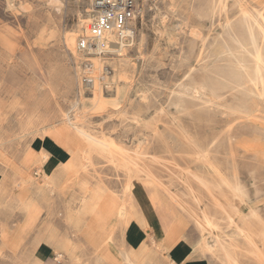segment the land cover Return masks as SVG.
I'll return each mask as SVG.
<instances>
[{
  "label": "rangeland",
  "instance_id": "1",
  "mask_svg": "<svg viewBox=\"0 0 264 264\" xmlns=\"http://www.w3.org/2000/svg\"><path fill=\"white\" fill-rule=\"evenodd\" d=\"M222 1L226 8L221 12L220 18L222 21L233 19L238 13L239 0ZM240 1L250 9H264L263 1L260 6H254L253 0ZM210 2L211 0H138L136 18L133 21L135 42L131 48L123 50L126 60L117 58L116 52L88 54L75 60L64 43L63 36L74 29L78 35L83 32L85 27L79 17L85 18L91 0H0V169L6 170L14 163H20L29 174L32 168L25 160L18 158L29 150L33 140L49 136L67 147L71 154L72 159L68 163L69 169H73L72 176L68 177L70 185L84 175L82 188L86 189L89 183H101L107 187L108 194L116 198L117 204L125 198L126 191L122 197V188L128 176L132 177L130 183L133 185L138 184L134 179L138 176V188L143 196L136 189L133 199L135 218L142 217L143 210L144 219L147 218L150 203L158 211L155 212L158 215L157 217L155 214V219L164 223L161 227H156L154 221L156 235L144 224L148 230L145 240L133 246L123 238L114 209L110 215H105L103 221L102 214L94 213L96 208L87 207V201H84L81 203L82 208L87 216L94 215V225L87 223L88 218L80 219L84 225L81 222L77 225L76 219L70 221L67 248H56L52 255L36 258V245L41 241L40 237L45 235V219L28 216L27 202L15 197L12 205L0 204V264H47V258L51 259V264H116V260L117 264H125L121 259L120 249L130 253L134 264H224L219 249L214 247L213 251L206 250L202 245L204 239L210 245L213 243L211 233H200L195 219L173 196L197 213L199 218L200 210L207 213L212 224L211 230L227 244L228 256H231L230 251L233 250L241 253L240 264H264V247L260 240L256 236L253 239L259 246L254 258H249L253 254L247 253L249 247L243 242L251 237V231L254 235L258 232L260 223H244L239 218L241 214L248 212L250 206H255L264 220V158L255 159L236 154L234 158L237 170L221 169L214 173L211 169L206 170L202 163L192 162L191 157L196 156L192 148V153L176 152L173 157L164 151V141L172 139L166 137L170 132L180 146L183 145L180 143L183 134L205 144L212 133L211 127L219 129L225 124L221 121L220 111H227L225 105L235 104L231 99L235 98L233 95L236 91L231 86L219 88V92L224 93L223 98L215 100L213 108H204L197 101H191L192 104L184 102L186 106L182 103L176 107L171 103L175 100L171 101L169 97L183 80L182 84L186 83L184 86L187 88L194 83L191 81L193 78L197 81V75L204 71V64L208 67L206 81L210 76L208 82H213L212 84L219 83L217 78L223 73L221 71L227 70L215 64L217 60L213 55L207 60L208 63H204L206 58L204 61H197L199 47L193 45L194 37L189 33L191 28H201L205 32L210 23H217V12H214L213 20L209 16L214 10H218L216 7L213 9ZM213 27L215 31L221 29L219 25ZM161 28L175 31L171 35L175 39L171 37V42L166 41ZM139 51L144 56V62L136 71ZM215 66L223 70L219 71ZM191 67L195 68L194 72L190 73L192 76H187ZM127 88L128 97L132 99L130 106L123 103ZM141 90L144 91V99L136 98ZM123 107L129 113L138 112L148 125L141 126L139 121H132L130 129L122 135V123L115 130L109 131L114 140L133 148L145 135L149 146L157 150V157L171 168H166L162 162L163 164L158 163L159 166L153 169L152 176L158 180V185L154 186L157 198L152 193L153 189L144 185V180L148 177L144 170V147L138 152V158H135L139 170L134 166L131 170L129 167L125 169L120 164L108 162L106 158L99 156L95 145L77 131V128H84L92 133L105 132L107 127L119 124L123 116L116 117L119 114L112 112ZM109 114L111 117H107ZM227 126V130L233 133L249 130L243 119L240 122L230 118ZM153 130L162 133L163 137L153 138ZM227 143L231 147L229 139ZM221 148L217 146L215 160L222 167L231 163V160L219 153ZM228 150L230 154L233 148ZM188 164L190 168L186 166ZM236 176L243 192L248 196L246 200L231 197L230 194L228 196V188L220 186L221 179L233 182ZM27 180L22 178L19 182L25 184ZM209 184L214 187L211 188ZM163 188H167L171 196ZM99 189L102 191L101 186ZM220 190L222 191L218 192ZM228 203L239 209L237 214ZM18 209L25 211L27 215H15ZM100 222L107 229L106 232L98 230ZM239 229L249 230V233H239ZM145 243L150 252L144 258ZM60 254L62 257L58 259ZM245 257L248 259L244 261Z\"/></svg>",
  "mask_w": 264,
  "mask_h": 264
},
{
  "label": "bare ground",
  "instance_id": "2",
  "mask_svg": "<svg viewBox=\"0 0 264 264\" xmlns=\"http://www.w3.org/2000/svg\"><path fill=\"white\" fill-rule=\"evenodd\" d=\"M53 1L58 2V0H53ZM87 3H86V5H87ZM92 3H93V0H91V5H90V8L88 9V11L85 15V18L79 17V21L81 22L82 26L85 27L83 32H81L78 35V33L76 34L74 32L75 31V29H74V31H67L63 36L64 37V43L69 48L72 57L75 60H77L79 56H83V57L85 56L86 57V55H88V54L102 55L105 53H115L116 52L118 54L117 58L119 57L121 60H124V59L126 60V58H124L125 55H124L123 50L131 48L134 45L135 35L129 43H124L123 41H118L113 32H107L105 35V42L109 43V46L105 47L103 50L99 49V48H97V49H94V48L81 49L77 46L78 38L79 37H86L89 34L88 33V25H89V22L91 21V18H92V13H91ZM210 3H211V5H213V7H212L213 9L216 7L215 9H218V10H214L213 13L209 16L212 18L214 12L218 13L217 18H216L217 23L215 25H219L221 27V29L219 31H215L214 27H213L215 25L213 23H210V27L208 29H206L205 32H203V30L201 28H191L189 30V33L194 37L193 38L194 39L193 45L196 44L197 47H199V52H198L197 57H196L197 61H204L206 58V60L204 61V63H206L207 60L209 58H211V55H213L214 59L217 60V62L215 64H219L220 66H222V68H226L227 70L225 69L226 72H224V71H221L223 69L219 70V68L217 66H215L216 68H218L219 71H221L223 73L220 74V76H219L220 78H217V80L220 82L219 83L215 82L216 84H212L213 82L212 83L208 82V79L210 78V76H209V78H207V81H206V77L208 76L207 75L208 72L206 69L208 67H207V64H204L202 66L204 71L203 72L201 71V73L199 75H197L198 76L197 81H195L193 78V80H191V81L192 82L194 81V83H192V84L189 83L190 85L188 86V88L184 86V84H186V83L182 84L184 80L182 81V83L178 82L179 83V84H177L178 89H173L171 92V95H169V97H170V100L174 99L176 101L175 102V101L171 100L172 101L171 103L174 104L176 107H178L180 104H182L184 102H188V103L190 102L191 103V101H193V102L197 101V102H200L199 105L203 106L204 108H213L214 104H216L215 100L220 99L224 94V93L219 92V90H220L219 88H221V87L223 88L225 86H231L232 89H234L236 91V93H234V95H233L235 98L231 99L232 100L231 102L235 103V104L227 105V106L225 105V108L227 109V111H220V113L222 115L221 121L225 122V124H224V126H222L219 129L218 128L215 129L214 126L211 127L212 133L210 135V138L207 141H205V144H202L201 142H197L196 139L193 140L192 138L187 137L186 134H183L181 141H180V143L183 145L180 146V145L176 144V141L174 139V134L170 132V135L166 136V137H171L172 139L170 141H167V140L164 141V143L166 144V145H164V151L173 157V154L176 152L179 154H189V153H192V149H194L193 152L196 153V156L191 157L193 159L192 162L197 163V164L202 163L201 165H203L204 168H206V170L211 169L212 172L218 173L221 169H227V170L232 169L233 171L237 170V163L235 162L236 160L234 158L236 154H239L241 157L248 155V156L255 158V159L264 158V9L258 10V11L250 9L247 4H245L239 0V3H237L238 13L234 15L233 19L227 18V19H224V21H222V19L220 18V15L222 14L221 12L225 10L226 4L223 3L222 0H217V1L211 0ZM83 10H84V8H83ZM136 13H137V8H136ZM201 14H204V13H201ZM206 14L208 15V13H206ZM199 15H200V12H199ZM209 16H207V17H209ZM213 18H212V20H213ZM161 31H164L165 38L167 39L166 41L171 42L169 40H171L172 32H175V31H171L170 29L165 31V28H161ZM159 33H160V31H159ZM161 34H162V32H161ZM173 38L174 37H172V39ZM141 42H142V38H141L139 46H138L139 48L141 46ZM191 43H193V42H191ZM172 47H174V46H172ZM194 48L195 47H193L192 49H194ZM205 52H207L206 55H205ZM191 54H192V52H191ZM185 56L187 57V55H185ZM93 57H95V56H93ZM183 59H185V58H183ZM137 60H138V62L135 64L136 65L135 66L136 71H138L141 68V66L143 65V62H144V56L141 54L140 51H139V55H138ZM151 60L152 59H150V61ZM147 63H149V62L147 61ZM180 64L178 66H180ZM213 66H214V64H213ZM172 67H174V66H172ZM212 68L214 69V67H212ZM194 69H195L194 67H191L189 69V73L187 74V76L190 75V73ZM195 71H197V70H195ZM198 72H200V71H198ZM190 76H192V75H190ZM84 77H86V76H84ZM216 77H218V76L216 75ZM188 80H190V79H188ZM187 82H189V81H187ZM129 86H131V85L129 84ZM129 86H128V88H129ZM146 87L148 89L149 86L147 85ZM128 88H127V92H126L124 102H123V103H125L126 106L127 105L130 106L131 102H132V99L128 97ZM141 88H143V87H141ZM206 92H208V94H206ZM134 93H135V91H134ZM157 95H159V94H157ZM137 97H138V99L139 98L144 99V97H145L144 91L141 90L139 94L137 93L136 98ZM227 104H229V103L227 102ZM183 105L186 106V103H184ZM193 107H195V105ZM183 108H182V111L184 110ZM198 108H199V106H198ZM148 110H149V108H148ZM112 113L113 114L118 113L119 115H117L116 117H118V116L122 117L123 116V118H121L119 124H115L112 127H107L106 128L107 131L105 130V132L99 131L97 133H92V132H89L88 130H86L84 128H77V131H79V133L84 138H86L89 143H92L93 145H95L99 155L107 157L109 162L116 163L118 165L120 164V166L124 167L125 169H127L129 167V169L131 170L133 166L136 168V170L139 168L138 163L135 160V158H138V157H136L138 152L142 149V147H144V170L146 171V173L148 175V177L144 180V185L146 187H148V186L151 187L153 189L152 193H153L154 197L157 198L156 194L154 193V186L158 185L157 184L158 180H157V178L152 176L153 175V169H155L156 167L159 166L158 163L163 162L160 160V158L157 157V155H156L157 150L154 147L149 146L145 135L141 139V141H139L138 145L137 146L135 145L132 148V147L127 146L126 143H123V142L120 144L117 143L113 138L114 136L109 132V131L115 130V128L117 126H121L120 124L123 123L122 129L120 132V134L123 135L124 133H127L128 129H130V124L132 121H136V122L139 121L141 126H143V125L147 126L148 123H146L144 121V119H141L142 117L139 116L140 114L138 112L129 113L128 111L125 110V107H123L119 111L112 112ZM187 114H189V113H187ZM107 117H111V114L107 115ZM230 118H233V120H237L240 122H241V119H243L244 121H246V123L249 127V130L247 132L238 131V132H234V133L231 131H228L226 126L228 125V121ZM72 123L74 124V122H72ZM100 123H102V122H100ZM153 131H154V132H152L153 138H155L154 136L163 137L162 133H159L156 130H153ZM228 139L232 142L231 147H229L230 145L228 146V143H227ZM187 141H189V143ZM217 146L222 147L221 150L219 151V153H222L226 157H228L231 160V163H226L221 167L220 163L215 160L216 159V153H218ZM231 148H233V151L230 152V154H228V151H229L228 149H231ZM211 157H212V159H211ZM111 158H115V162ZM157 161H159V162H157ZM186 162H188V161H186ZM188 163H190V162H188ZM164 164H165L166 168L171 169L167 163H164ZM186 166L188 168H190L189 164ZM132 171H134V170H132ZM189 172H190V170H189ZM132 176H134V175H132ZM195 176H194V178H196ZM130 179H132V177L128 176L127 181L123 185L122 197L124 196L125 191H126L125 192L126 195L124 196L125 198H126V196L130 195V193H129ZM134 179H135V181L138 182L137 185H139L140 179H138V176H136V178H134ZM200 180H203V179H200ZM220 182H221L220 186L225 185L228 188L227 192H230V193H227L228 196L230 194L231 197H236L240 200H246L248 198V196H246V193L243 192L242 185H240V182H239V179L237 176L233 182H229L226 179H221ZM204 183H205V185H207L206 182H204ZM208 186H211V188L214 187L213 185H210V184ZM220 186H219V188H220ZM219 188H218V190H219ZM163 189L165 190V192H167L171 196V193H169L167 188H163ZM221 191L222 190H220L218 192H221ZM134 197L135 196L132 194L133 199H134ZM175 197L173 196V199L178 201V204L185 211H187V213L190 216H192L195 219L196 223L198 224L200 233H202V232H205L204 234L211 233L213 243H211V245H210V242H207L204 239L202 241V245H203L204 249H206V250L208 249V250L213 251L214 250L213 248L216 247L217 249H219V251H221V254H222L221 260L224 264H233V263L240 264L241 263V257L239 256V254L241 255V253H239V252L237 253V251L231 250L230 252H231L232 257L228 256L227 244L225 242L223 243V240L220 238V236L218 234H215L211 230L212 224H211V220L207 217V213L200 210V218H199L197 216V213H195L191 208H188L186 205L181 203L177 199V197L176 198ZM125 198H123L122 199L123 202L120 203V208L117 212L116 218H119L122 216H125V217L127 216L126 220L129 221L133 218L126 211V208L124 206ZM228 204H231V206L234 208L235 213L237 214L239 209L234 207V205L232 203H228ZM256 208L257 207H255V206H250L249 210L246 214H241L239 216L240 220H242V222H244V223H246V222L247 223H250V222H257V223L259 222L260 223L259 226L257 225L258 226V232H255L256 234L254 235V233H252V231H251V233H250L251 237L248 240L243 241L244 244L248 245V247H249L246 250L247 253L250 252L251 254H253L249 258H254L253 256L255 254H258L257 252L259 250V246L255 242V240H253L255 236L260 240V244L264 247V222H263L264 220ZM155 212L158 213V211L155 210L149 203L147 216L154 217L153 219H155V217H156L155 214L157 215V213H155ZM157 217H158V215H157ZM155 221H156V227H161L162 225H164V223L163 224L161 223L162 220L160 222L158 220H155ZM253 225H254V223H253ZM248 231L247 230L244 231L243 229H239V233H244V232H248ZM241 235H243V234H241ZM147 250L144 253V258L146 256V254L148 253ZM120 255L122 256L125 264H134L132 257L126 255L123 249H120ZM247 259H248V257L243 258L244 261ZM262 262H264V260Z\"/></svg>",
  "mask_w": 264,
  "mask_h": 264
},
{
  "label": "crops",
  "instance_id": "3",
  "mask_svg": "<svg viewBox=\"0 0 264 264\" xmlns=\"http://www.w3.org/2000/svg\"><path fill=\"white\" fill-rule=\"evenodd\" d=\"M261 1L264 2V0H253L254 6L257 4L260 6ZM101 157L106 158V161H108L107 157ZM71 159V154L62 143L57 142L49 136L44 137V139L38 137L32 141L29 150L22 153L18 158V160H25L26 164L32 168L29 170V174H27L25 168L20 163H14L12 167L6 170L0 169V204L9 203L12 205L15 197H20L27 202L28 216L34 215L39 219H45V227L43 228L45 235L43 238L40 237L41 241L36 245V258L50 256L56 248H67L70 238L68 233L70 221H75L76 219L78 225L81 222L80 219L86 220L88 218L87 223L94 225V222H96L94 221V215L89 214L87 216L85 214V210L81 205L82 202L87 201V207L96 208L94 213L102 214L103 221L105 215H110L113 209L117 215L120 208V203L116 204V198L110 196L106 189L107 187L102 186L101 183H93V185L89 183L86 189L82 188L85 182L84 175L79 176L70 185L68 177L72 176L71 172L73 169H69L68 163ZM111 159L115 162V158ZM22 178H27V183L21 184L19 181ZM99 186H101L102 191L99 189ZM138 187L140 186L130 183V195L126 196L124 200L126 211L133 219L130 218L131 220L128 221L126 220L127 216L115 218L120 221L118 222L121 226V234H123L126 243L133 246L144 242L145 233H148L144 224L147 227L149 226L148 228L156 235L154 228V221L156 219H153L154 217L148 216L144 219L143 210L142 217L135 218V204L132 194L135 195L136 189L140 193ZM140 195L142 196L141 193ZM107 210L108 212H106ZM14 214L19 215V217L27 215L25 211L20 209ZM82 223L83 225L85 224L84 222ZM39 225H41V222H39ZM98 226L99 231L106 232L105 230L107 229L104 228L101 222ZM41 231L42 229L39 230V232ZM147 249L148 245L145 243L144 253ZM124 252L131 257L129 252L126 250ZM59 257L61 259L62 254L58 256V259ZM121 259H123L122 256ZM50 260V258H47V264H51ZM178 260L181 262L180 259ZM117 261L115 262L116 264Z\"/></svg>",
  "mask_w": 264,
  "mask_h": 264
},
{
  "label": "built area",
  "instance_id": "4",
  "mask_svg": "<svg viewBox=\"0 0 264 264\" xmlns=\"http://www.w3.org/2000/svg\"><path fill=\"white\" fill-rule=\"evenodd\" d=\"M138 0H93L92 18L88 25V36L79 37L81 49H104L107 32H113L118 41L129 43L135 35L133 21L136 18Z\"/></svg>",
  "mask_w": 264,
  "mask_h": 264
}]
</instances>
